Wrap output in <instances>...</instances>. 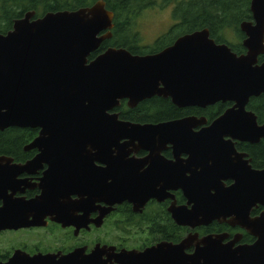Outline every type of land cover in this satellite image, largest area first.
<instances>
[{
	"label": "water",
	"instance_id": "obj_1",
	"mask_svg": "<svg viewBox=\"0 0 264 264\" xmlns=\"http://www.w3.org/2000/svg\"><path fill=\"white\" fill-rule=\"evenodd\" d=\"M250 9L252 20L240 25L246 37L242 55L216 43L209 29H203L180 36L155 54L108 48L90 59L112 37L114 13L103 0L36 19L35 12H29L16 20L11 31L0 34V131L37 129L38 136L25 150L42 153L23 165L0 164V197L10 188L7 176L46 164L39 198L67 202L62 208L44 206L68 223L80 222L76 213L84 211L86 224L95 204L104 202L107 206L100 208L96 221L101 225L113 206L125 200L140 210L148 193L157 196L151 177L164 178L171 189L183 190L192 205L171 210L180 226L194 229L225 221L244 228L256 242L234 247L237 240L224 244L225 235L191 234L179 244L123 251L112 256L115 262L264 264V212L250 216L257 204L264 207V169L234 167L230 158L233 140L264 139V125L247 109L252 98L264 95V62L259 64L264 55V0H252ZM153 97L169 98L179 108L218 102L233 106L200 131L195 129L206 124L205 119L141 124L120 120L112 112L123 100L134 108ZM167 145L173 146L176 163L158 161ZM130 148L150 150L157 159L153 169L139 174L138 165L128 160ZM182 154L188 156L185 162L179 160ZM223 179L235 183L224 188ZM72 196L81 200L70 201ZM28 224L24 219H0V228ZM192 247L194 253H187Z\"/></svg>",
	"mask_w": 264,
	"mask_h": 264
},
{
	"label": "flooded vegetation",
	"instance_id": "obj_2",
	"mask_svg": "<svg viewBox=\"0 0 264 264\" xmlns=\"http://www.w3.org/2000/svg\"><path fill=\"white\" fill-rule=\"evenodd\" d=\"M259 64H261L260 61ZM157 98L172 103L169 98ZM172 105L174 104L172 103ZM219 105H224L226 108L223 111H214ZM232 106L233 104L228 102H218L204 108L195 106L179 108L175 106L180 110L179 116L166 121L188 117L205 119L206 124L195 129V131H200L210 126ZM121 107H124L125 111L136 108H130L127 100L121 101L119 107L112 111L119 114L120 120H123L120 118ZM225 141H229V138H225ZM25 147L19 150L0 151V157L9 159V161L0 160V164L23 165L42 153L39 150H25ZM233 147L234 152L230 150V158L234 167L249 166L255 171L264 169V150H261L264 149V139L258 143L233 140ZM130 149L127 156L128 160L138 165L139 174L153 169L156 165L157 159L150 150ZM187 159L188 156L185 154L179 158L182 162ZM159 160L163 162L162 164H172L178 161L172 145H167L159 153ZM212 163L209 162L210 165ZM48 169V165L43 164L42 167L28 171H17L7 176L10 188H6L4 196L0 197V219H24L29 221V224L14 228H0V264H118L112 256L123 251L143 252L161 243L179 244L191 234H198L199 238L225 235L224 244L237 240L234 247L251 245L256 242V238L244 228L233 227L225 221L215 220L209 225L194 229L180 226L175 221L171 210L181 206L190 209L192 205L189 204L183 190L171 189L170 186L172 185L169 182L158 177H151V182L148 181L155 188L154 192H157V196H153L152 192L148 193L149 199L140 210H135L134 204L125 200L115 204L111 213L106 215L99 225L96 221L100 216V208L107 205L104 202H97L95 208L87 215L86 224L83 223L84 211L76 213V216L81 220L80 222H62L58 220L56 211L45 207L44 204H59L62 208V204H66L67 199L39 198L42 194L40 185ZM186 175L190 176V173H186ZM234 183V180L223 179L220 185L229 188ZM79 200L81 199L77 196H72L70 199V201ZM263 212L264 207L257 204L253 207L250 216L256 218ZM37 220L38 223H36ZM179 228L184 230L182 239H179ZM194 251L195 247H192L187 250V253L192 254Z\"/></svg>",
	"mask_w": 264,
	"mask_h": 264
},
{
	"label": "trees",
	"instance_id": "obj_3",
	"mask_svg": "<svg viewBox=\"0 0 264 264\" xmlns=\"http://www.w3.org/2000/svg\"><path fill=\"white\" fill-rule=\"evenodd\" d=\"M99 0H0V34L13 29L14 22L29 12L34 18L49 12L75 11L92 6ZM107 9L114 13L112 37L106 40L93 59L108 48H124L134 55L155 54L173 45L180 36L209 29L210 37L218 44H227L238 55L245 53L240 30L244 21L252 20V0H103ZM172 7L174 23L170 30L157 37L150 45L143 44L140 34L141 20L150 11ZM232 40H235L233 42ZM264 62V55L259 58ZM219 105L214 111H223ZM120 118L137 123H156L176 118L180 110L170 101L154 97L139 104L134 110L121 107ZM248 110L255 113L258 122L264 125V95L252 98ZM39 132L37 129L10 128L0 131V151L23 149ZM262 151L264 149H261ZM179 239L184 230L179 228ZM158 232V231H156ZM159 233V232H158Z\"/></svg>",
	"mask_w": 264,
	"mask_h": 264
},
{
	"label": "rangeland",
	"instance_id": "obj_4",
	"mask_svg": "<svg viewBox=\"0 0 264 264\" xmlns=\"http://www.w3.org/2000/svg\"><path fill=\"white\" fill-rule=\"evenodd\" d=\"M173 23L172 7L148 12L141 20L139 29L143 44H152L157 37L166 33ZM232 41L235 42V40Z\"/></svg>",
	"mask_w": 264,
	"mask_h": 264
}]
</instances>
